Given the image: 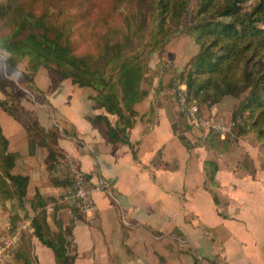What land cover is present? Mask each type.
<instances>
[{"label": "crops", "instance_id": "obj_1", "mask_svg": "<svg viewBox=\"0 0 264 264\" xmlns=\"http://www.w3.org/2000/svg\"><path fill=\"white\" fill-rule=\"evenodd\" d=\"M174 40L144 82L147 95L132 104L130 144L113 142L105 123L91 121L98 114L107 115L113 125L118 119L96 107L92 89L59 80L47 95L50 110L33 107L38 132L54 129L58 135V159L50 170L47 147L39 144L30 153L29 135L36 129L29 132L0 106V124L16 161L12 173L28 176V195L38 193L47 201L38 211L30 202L16 207L18 214L28 213L25 221L31 226L12 264H23V252L30 255L25 246L39 264H57L54 251L34 234L35 216L45 219L52 232L63 231L73 264H264V165L258 158L262 143L233 131L214 132L224 143L218 149L208 130L202 133L208 137L198 139L196 129L179 126L177 114L187 118L178 110L173 88L199 45L188 38L179 48L182 39ZM236 102L225 95L201 109L217 119L231 115L234 123ZM228 136L234 137L233 143H225ZM65 156L97 187L93 221L75 207L73 179L68 164L60 161ZM247 156L251 166L245 164ZM207 162L215 168L212 176ZM16 212L10 207L4 217Z\"/></svg>", "mask_w": 264, "mask_h": 264}, {"label": "trees", "instance_id": "obj_2", "mask_svg": "<svg viewBox=\"0 0 264 264\" xmlns=\"http://www.w3.org/2000/svg\"><path fill=\"white\" fill-rule=\"evenodd\" d=\"M193 3L189 30L199 51L181 77L189 95L202 108L225 95L237 98L245 94L234 112L233 130L264 142V0H0V51L9 55L6 63L10 68L15 66L13 55H28L33 73L44 67L60 80L70 79L95 91L96 107L118 119L113 125L107 115L98 114L91 121L105 123L113 142L130 144L132 104L148 93L143 87L150 78L146 58L164 50ZM135 41L138 48L132 47ZM6 96L0 97V106L20 121L13 109L19 102L17 94ZM25 125L32 132L33 127ZM29 136L31 154L39 144L48 148L46 160L51 170L58 155L57 132L50 129ZM15 162L0 124V205L10 201L11 212H16V207L30 202L38 211L47 201L38 193L28 195L29 177L12 173ZM207 166L212 176L215 168L210 162ZM10 223L16 226L14 220ZM32 227L54 251L57 264H73L63 231L52 232L47 221L36 216ZM20 257L23 264H39L26 252Z\"/></svg>", "mask_w": 264, "mask_h": 264}, {"label": "rangeland", "instance_id": "obj_3", "mask_svg": "<svg viewBox=\"0 0 264 264\" xmlns=\"http://www.w3.org/2000/svg\"><path fill=\"white\" fill-rule=\"evenodd\" d=\"M194 6L195 5L193 3L191 6L189 15L185 18L184 21H182V23L176 25L173 35L168 40V42H169L170 40L175 39L174 41L178 42L179 39H182V40H180L181 42L178 44L179 48H181V44L185 43L184 39H188V38H191L194 45L198 47L194 36L191 35V32L189 30L190 29L189 25L192 22V17H193L192 15H193V11H194ZM120 35H123V34H120ZM179 36H181V37H179ZM120 39H121V36H120ZM168 42H167V44H168ZM138 46H139L138 42L135 41V43L133 44L132 47L138 48ZM165 47H167V46H165ZM128 52L130 53V52H132V50L128 49ZM160 53H161L160 51H156L153 54L148 55L146 58L147 59L146 62L148 63V65L150 67V69H149L150 75H152V71L156 65L155 61L161 58ZM8 57H9V55L6 52L0 51V97L5 99V98H7V96H6L7 93L17 94V98H18L19 102L14 103L13 109H14L15 113L20 117L21 121H23L24 123H28L34 129H36L37 133L34 132L36 136H38L39 134L42 135L43 132H41L40 130L38 132V130H37L38 127L36 126V124H34V120L36 119L37 116H36V113H35V110L33 109V107L38 106L39 108L42 107L44 109L46 108V109L50 110L48 108V105H47V95L49 94V92H51L53 90V86H56L58 83L61 82V81H59L60 78L54 71L47 69V68H44V67H42L37 73H33V71H31V69H30V57L28 55H17V54L13 55L12 59L15 62V66L10 68V66L6 63V60ZM29 80H32V82L30 83ZM66 80H70V79H66ZM180 80L185 81L181 78H180ZM41 83H44L45 85L49 84L50 87L42 89L39 85ZM143 85H144L143 86L144 88L147 87L145 83ZM93 92H94V94L96 93L95 91H93ZM244 96H245V94H242L241 97H237V98L234 97V100L237 101L236 102L237 103L236 109L239 105H241V100L244 98ZM232 98H233V96H232ZM174 101H175V99H174ZM205 105L206 104H202L201 106L205 108ZM177 115H178L177 122L181 128H191V126L189 125L187 120H185L184 117H182L179 113ZM224 116L225 115L223 114L221 117H224ZM231 117L232 116L229 115V116L224 117V119H221V120H223L225 122L230 121L231 124H234ZM227 123H229V122H227ZM196 131L198 132V134L195 136L196 138H198V139L204 138V137L206 138V137H208L207 135H209L212 137L211 143L213 145H215L216 148H218V149L222 148V145L224 143L222 144L223 141L218 142L219 138L217 135H215L214 131H208L209 134H207V135L202 134L204 132V130H196ZM233 132H234V134H236V132L234 130H233ZM250 136H252L253 143H256V141H258L255 138V136H253V135H250ZM228 137H231V138L229 139V141H227L225 143H228V142L233 143L234 137L233 136H228ZM260 143H262V147H261V152L258 153V158H259L260 163H262V165H264V142H260ZM244 153L245 152H242V155H245ZM59 156H61V155H59ZM56 158L58 159V156ZM249 158H250V156L249 157L247 156L245 158L246 159L245 164L247 166H251V162H249ZM9 209H10V206H8L6 204L1 205V207H0V221H1V223H5L6 221H9V220H14L15 225H18V223L25 221L27 219V216H29L28 213H25L22 210V215L21 214H17V215L8 214V215H5L6 217H4V214H6L9 211ZM13 217H14V219H12ZM23 250L28 251V253H30V255H32L31 249L27 248L26 246L23 248Z\"/></svg>", "mask_w": 264, "mask_h": 264}, {"label": "built area", "instance_id": "obj_4", "mask_svg": "<svg viewBox=\"0 0 264 264\" xmlns=\"http://www.w3.org/2000/svg\"><path fill=\"white\" fill-rule=\"evenodd\" d=\"M169 64H171L169 62ZM187 82L177 80L173 88V94L178 110L187 118L189 124L196 130L214 131L220 135L232 133L233 125L221 119L207 116L201 109L198 101L189 95ZM66 162L73 179L74 188L72 198L75 207L84 213L89 221L95 218V200L93 193L97 187L92 185L74 159L65 156L61 157ZM52 211V207L48 208ZM31 226L28 221L18 223L15 227L11 223L2 224L0 230V264H12L16 251L22 242L24 233Z\"/></svg>", "mask_w": 264, "mask_h": 264}]
</instances>
